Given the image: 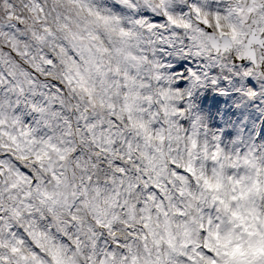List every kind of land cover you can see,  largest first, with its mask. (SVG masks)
Returning <instances> with one entry per match:
<instances>
[{
  "label": "snow or ice",
  "instance_id": "obj_1",
  "mask_svg": "<svg viewBox=\"0 0 264 264\" xmlns=\"http://www.w3.org/2000/svg\"><path fill=\"white\" fill-rule=\"evenodd\" d=\"M0 264H264V0H0Z\"/></svg>",
  "mask_w": 264,
  "mask_h": 264
},
{
  "label": "rangeland",
  "instance_id": "obj_2",
  "mask_svg": "<svg viewBox=\"0 0 264 264\" xmlns=\"http://www.w3.org/2000/svg\"><path fill=\"white\" fill-rule=\"evenodd\" d=\"M200 95H201V97H203V96H204V93L202 92ZM232 106H233V108L236 107L235 104H233ZM197 107H200L199 102L197 103ZM227 107H228L227 104H223V103L221 104V108H222V109H226ZM232 119H233V120L243 119V120L246 121V120H247V117L245 116V117L241 118L240 115H239V111H237V114H236L235 116H233ZM220 121H221V118H220L219 116L216 118L215 121L209 119V120H208L209 127L215 129L217 126H219V128H220V129H223L224 132H232L233 135H235V130H234L230 125H224V124L221 123ZM258 121H259V120L256 121V125H257V126H258V124L261 122V121H259V122H258ZM241 128L243 129V125H242V124H241ZM225 139H226V140H227V139H231V137H225Z\"/></svg>",
  "mask_w": 264,
  "mask_h": 264
}]
</instances>
